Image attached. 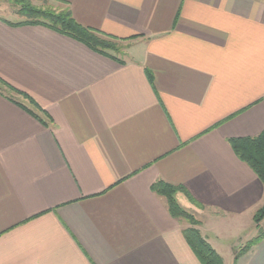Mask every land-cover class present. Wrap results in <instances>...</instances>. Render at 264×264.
Masks as SVG:
<instances>
[{"label":"crops","instance_id":"obj_1","mask_svg":"<svg viewBox=\"0 0 264 264\" xmlns=\"http://www.w3.org/2000/svg\"><path fill=\"white\" fill-rule=\"evenodd\" d=\"M62 1L129 46L0 16V79L47 123L0 93V264H200L158 181L204 206L177 195L213 248L251 241L264 184L229 141L264 131V0ZM238 264H264V239Z\"/></svg>","mask_w":264,"mask_h":264},{"label":"trees","instance_id":"obj_2","mask_svg":"<svg viewBox=\"0 0 264 264\" xmlns=\"http://www.w3.org/2000/svg\"><path fill=\"white\" fill-rule=\"evenodd\" d=\"M40 1L42 3L36 4L33 0H11L13 6L18 9L17 15L20 20L17 23L6 22L13 26L29 25L47 27L84 44L102 56L122 62L121 58L125 55L123 50L127 48L124 47V44L130 41V39H118L82 26L74 19L70 8L62 0ZM49 1L57 3L58 6L51 5ZM63 5L66 7H62ZM0 93L35 116L43 124H47L39 114L45 115V112L27 95L16 90L2 79H0ZM13 96L23 97L30 102L33 108L19 104L13 99ZM229 143L235 154L253 170L264 184V131L256 137L231 139ZM151 189L154 193L166 200L169 213L175 220L187 223L188 226L183 230V236L199 263L223 264L221 256L202 235L199 229L201 225L200 221L196 219L194 214L181 206L177 195L179 193L185 194L199 209H204V206L197 203L186 191L185 187L180 185L158 181L152 185ZM253 219L256 227L259 229V235L245 246L244 253L251 250L264 239V202L255 211ZM239 258L240 256L236 255L235 264H238Z\"/></svg>","mask_w":264,"mask_h":264},{"label":"rangeland","instance_id":"obj_3","mask_svg":"<svg viewBox=\"0 0 264 264\" xmlns=\"http://www.w3.org/2000/svg\"><path fill=\"white\" fill-rule=\"evenodd\" d=\"M33 1L36 4L42 3L40 0H33ZM49 2L53 6H58V4L53 2V1H49ZM17 10L18 9L13 6L11 0H0V16L5 17V18H7V19H9L11 21L20 20V18L17 15ZM128 46H129V43L126 42L124 44V47L128 48ZM127 48L125 50H123V53L126 52ZM189 212H191V211H189ZM191 213L195 215L196 219L198 221H200V223L202 225L203 224V220L195 212H191ZM205 216L207 217V216H209V214L206 213ZM211 219H213V220L217 219L218 221H216V223H219L224 218L218 217V216L217 217L216 216L215 217L211 216ZM253 222H254V219H253ZM184 223H185V225L187 224L186 222H184ZM199 229H200V227H199ZM214 235H215L214 237H211V241L213 243L215 242V246L214 247L216 249L215 248L214 249L221 256V258L223 259V264H235L236 255H239L240 258H241L245 254L244 251H243L245 246L250 242L249 241L246 244H244V245L242 244L241 245L239 236L234 235L233 232H229L228 229H226V230L219 229V230L216 231V233ZM258 235H259V229L257 228V232H255V235L253 236L254 238L251 237V236L250 237L255 239ZM243 237H244V235H241L240 238H243ZM232 248H234V252L232 251Z\"/></svg>","mask_w":264,"mask_h":264}]
</instances>
